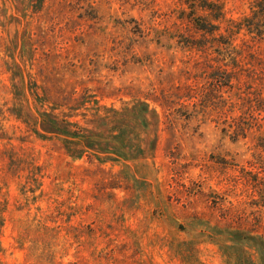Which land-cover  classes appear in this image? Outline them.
I'll list each match as a JSON object with an SVG mask.
<instances>
[{
  "label": "rangeland",
  "instance_id": "rangeland-1",
  "mask_svg": "<svg viewBox=\"0 0 264 264\" xmlns=\"http://www.w3.org/2000/svg\"><path fill=\"white\" fill-rule=\"evenodd\" d=\"M179 1L0 0V264L260 262L224 233L264 239V43Z\"/></svg>",
  "mask_w": 264,
  "mask_h": 264
},
{
  "label": "trees",
  "instance_id": "trees-1",
  "mask_svg": "<svg viewBox=\"0 0 264 264\" xmlns=\"http://www.w3.org/2000/svg\"><path fill=\"white\" fill-rule=\"evenodd\" d=\"M179 2L181 5L185 4L188 6L187 9L182 11L183 15L179 18L188 21L197 33L204 34L206 38L222 30L224 34H221L220 38H226L228 44L240 33L254 38L255 42L264 43V0H251L249 15L243 17L239 22L225 18V13L223 11L224 7L222 3H220V0H180ZM207 44L210 45L211 43L206 41V45ZM199 46H205V44H193V47ZM233 60L236 61V58H233ZM257 97L259 100H257L256 106L253 109L256 114L251 113L246 119H237L233 128L237 136L236 139H238L239 136L245 138L249 132L252 133L254 135L253 138L256 149L263 153L264 95L260 96L258 93ZM242 179L245 180L244 177H242ZM251 181L256 187H260L261 184L264 183L257 175H254ZM224 234L226 235V240L236 244L241 251H243L242 248H245V243H249L251 247L257 249L260 255V262L258 264H264V239L261 236L239 230ZM245 262L246 264H255L254 260L248 257ZM238 264H240V261H238Z\"/></svg>",
  "mask_w": 264,
  "mask_h": 264
}]
</instances>
